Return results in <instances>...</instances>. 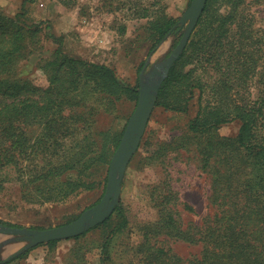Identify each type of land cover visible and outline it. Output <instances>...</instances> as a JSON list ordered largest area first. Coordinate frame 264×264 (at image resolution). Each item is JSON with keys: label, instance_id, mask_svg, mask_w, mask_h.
I'll use <instances>...</instances> for the list:
<instances>
[{"label": "trees", "instance_id": "1", "mask_svg": "<svg viewBox=\"0 0 264 264\" xmlns=\"http://www.w3.org/2000/svg\"><path fill=\"white\" fill-rule=\"evenodd\" d=\"M242 3L206 0L182 53L156 95L155 106L185 112L198 91V109L187 122L184 140L195 148L200 168L210 174L209 198L216 210L202 223H190L183 229L176 216L178 197L170 183L152 185L149 191L156 219L144 226L140 244L141 251L148 247L146 264H264V77L253 80L263 65L257 61L264 57V31L260 33L253 27L251 19L243 14ZM102 5L108 12L125 8L127 17L147 19V55L182 28L178 18L168 15L159 0H102ZM19 16L17 13L11 17L0 10V170L16 165L22 156L55 152L58 139L74 133L70 130L77 124L76 119L84 123V110L88 114L99 110L109 113L118 101L136 104L138 94V76L135 84L123 82L113 67L67 54L62 36L54 34L48 36L56 47L39 64L47 84L38 86L16 76L18 62L37 46L40 32L37 25H27ZM119 29L123 32L125 25ZM143 65L144 60L137 66V75ZM90 99L98 103L89 104ZM234 119L239 121L234 136L217 132L220 125ZM126 122L121 129L103 130L96 137L88 127L82 129L85 133L77 151L37 172V180L47 189L44 199L62 200L79 188H92L95 181L84 174L97 165H108ZM34 126H40V133L30 144L27 129ZM168 146H158L155 153L160 156ZM68 172H76V178L59 179ZM105 184L106 176L101 196ZM41 185L36 188L39 190ZM184 208L191 210L189 205ZM127 222L119 201L103 222L68 239L77 243L92 229L101 228L99 264H108L111 242ZM0 223L23 227L1 219ZM158 235L200 244V253L182 260L169 254V249L151 245L152 239L157 243ZM58 241L39 245L52 248Z\"/></svg>", "mask_w": 264, "mask_h": 264}, {"label": "rangeland", "instance_id": "2", "mask_svg": "<svg viewBox=\"0 0 264 264\" xmlns=\"http://www.w3.org/2000/svg\"><path fill=\"white\" fill-rule=\"evenodd\" d=\"M165 12L179 18L189 5L188 0H159ZM243 14L250 18L255 29L264 31V0H243ZM0 10L8 16L20 14V21L27 25H37L38 43L31 53L16 66V76L29 79L38 86L47 84L39 64L48 57L56 43L48 36H62L63 50L74 57L91 62L116 63L113 67L119 79L135 84L137 66L149 56L145 72H150L155 63L163 61L179 40L181 30L168 35L147 55L150 45L146 32L147 19L129 18L125 8L113 12L106 11L102 0H0ZM121 25L125 30L120 31ZM264 37V33H263ZM98 42V43H96ZM264 48V46H263ZM259 73L253 80L264 77V57ZM130 73L124 80L125 69ZM131 74V75H130ZM256 92V87L253 88ZM205 97V96H203ZM98 103L90 99L89 104ZM129 100L118 101L109 113L99 110L95 114L83 111L84 123H77L70 132L58 139L55 152L34 153L22 156L16 165L0 170V219L23 227L48 228L75 219L84 209L92 206L101 196L103 179L107 176L108 165H97L84 175L93 179L92 188H79L62 200L44 199L47 190L37 180L38 171L56 165L63 155H72L82 145L81 137L85 127L96 135L103 130L121 129L134 109ZM97 107V106H96ZM198 109V91L189 101L185 112L165 110L154 106L136 153L127 165L122 180L120 202L127 216L126 227L112 240L108 264H146L148 251H141L142 230L156 219V208L152 204L149 189L161 181H168L178 200L175 206L177 217L184 229L190 223H202L216 210L210 201V174L200 168L195 148L184 140L187 122ZM89 124V125H88ZM239 121L234 119L218 128L220 135L234 136ZM40 133V126L27 129L32 144ZM97 133V134H96ZM94 138V137H93ZM182 138V139H181ZM100 139V138H98ZM169 144L160 156L155 153L158 146ZM180 144L186 146H180ZM97 149V147H95ZM92 149V147H91ZM92 170L90 174L88 172ZM88 174V175H87ZM75 179L76 172H68L60 180ZM39 186V190L36 188ZM51 186L49 183L48 188ZM189 205L191 210L184 208ZM102 229H92L77 243L73 239L60 240L52 248L39 245L23 256L7 264H99V246ZM157 243L151 245L169 249L182 260L198 256L200 244L188 243L181 239L158 235ZM7 241L0 249V259H4L25 244L18 237L0 234V241ZM78 250V251H76Z\"/></svg>", "mask_w": 264, "mask_h": 264}, {"label": "water", "instance_id": "3", "mask_svg": "<svg viewBox=\"0 0 264 264\" xmlns=\"http://www.w3.org/2000/svg\"><path fill=\"white\" fill-rule=\"evenodd\" d=\"M205 3L206 0H190L189 5L178 18L184 28L177 44L163 61L153 65L154 68L150 72H145L150 57L145 59L144 65L138 73L137 101L124 126L118 145L111 155L105 189L99 201L84 209L70 222L48 228L13 227L0 223V234L16 236L25 242L9 256L0 259V262L9 261L36 245L78 236L103 222L119 205L125 170L140 144L155 106L158 90L170 67L182 53L203 12ZM6 243V240L0 241V249Z\"/></svg>", "mask_w": 264, "mask_h": 264}, {"label": "crops", "instance_id": "4", "mask_svg": "<svg viewBox=\"0 0 264 264\" xmlns=\"http://www.w3.org/2000/svg\"><path fill=\"white\" fill-rule=\"evenodd\" d=\"M96 43H98V42H96ZM105 64H107V65H109V66H111V67H118L117 65H116V63H105ZM130 71V66H128L126 69H125V76H123V79L124 80H126L127 79V73H130L129 72ZM131 75V74H130ZM127 82H129V81H127Z\"/></svg>", "mask_w": 264, "mask_h": 264}]
</instances>
